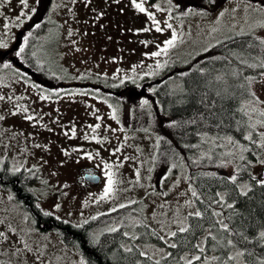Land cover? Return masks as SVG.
Listing matches in <instances>:
<instances>
[{"label": "rangeland", "instance_id": "rangeland-1", "mask_svg": "<svg viewBox=\"0 0 264 264\" xmlns=\"http://www.w3.org/2000/svg\"><path fill=\"white\" fill-rule=\"evenodd\" d=\"M80 1L82 6L73 7L72 0H50L38 14L39 0H27V7L21 0H0V45H6L0 46V52L13 45L16 32L24 22L36 14L43 15L42 20L52 22L54 37L50 39L49 32L30 30L21 35V46L22 41L32 40L34 50L39 53L40 44L50 39L47 51L57 71L53 76L45 69L39 54L33 58L34 53L28 49L23 51L24 58L37 68L39 77L47 80L48 84L42 86L22 78L0 54V169L5 168L11 174L22 170L35 173V169L37 175L39 169L47 172L51 186L48 188L35 179L29 184V191L42 211L74 225L139 202L150 229L164 244L139 242L138 246L144 255L159 260L173 244L172 233L185 229L189 216L199 212L189 177L190 168L234 176L235 167L228 155L247 147L249 136L220 142L223 150L213 157L200 156L208 157L203 162H199L200 157L188 161L171 138L173 121L161 110L163 104L155 98L154 91L144 99L122 96L115 103L101 94L97 85H117L124 80L139 85L146 80L153 86L159 78L174 84L178 81L175 72L203 68L201 64L206 65L207 59L213 56L205 53L232 36L255 34L264 41V27H261L264 3L261 0H224L220 7L209 10L199 4L192 7L186 0H160L157 9L145 6L146 11L140 12L128 0L115 14L122 19L134 13L142 18V25H131L133 35L128 45L116 40L113 27L102 18L112 13L108 0ZM70 10L84 16L83 29L78 19L70 25ZM153 19L159 23L161 31H156ZM169 24L171 28L167 27ZM173 33L177 37L175 45L166 53L153 56L152 53L166 47ZM126 48L138 49V55L126 59L121 55ZM14 55L18 59L20 52L15 51ZM167 66L172 68L161 72ZM96 73L102 75L96 77ZM61 82L66 86L73 82H90L92 87L82 91L66 88L64 92ZM96 91L100 94H94ZM149 91L150 85H147ZM253 93L264 101V75L260 74L249 83L248 95L242 99L249 113L250 126L257 128L255 142L261 148L252 163V174L262 179L264 103H254ZM60 94L59 98H52ZM166 138L169 139L168 147L163 145ZM173 150H176L175 161L165 155ZM82 160L96 167L103 179V188L95 197L82 201L74 197L77 194L74 191L73 196L62 199V208H56L50 201L49 189H58L61 178ZM109 174L115 183L113 191L105 196ZM241 188L245 191L248 184L241 183ZM134 223L135 220L130 225ZM121 224H125L122 218L104 230L116 229ZM100 232L93 231L96 236ZM198 246L202 255H185L187 263L199 256L195 264H214L217 256L206 251L205 235L199 238ZM0 263L84 264V259L78 247L66 244L57 233L41 231L13 190L0 184ZM234 264L245 263L236 256Z\"/></svg>", "mask_w": 264, "mask_h": 264}, {"label": "trees", "instance_id": "trees-1", "mask_svg": "<svg viewBox=\"0 0 264 264\" xmlns=\"http://www.w3.org/2000/svg\"><path fill=\"white\" fill-rule=\"evenodd\" d=\"M186 1L192 7L199 4L212 10L220 7L224 0ZM49 3L50 0H39L37 13L40 14ZM38 14L31 22L38 18ZM261 41L248 33L232 36L205 53L213 56L207 59L202 69L190 68L180 72L176 75V83L166 82L155 92L163 104L161 110L173 121L171 138L188 161L203 155L213 157L223 150L220 142L249 136L247 147L228 155L235 167L232 176L235 180L215 170L190 168L200 215L189 216L186 230L173 236L168 253L159 260L144 255L138 246L139 242L164 244L150 229L139 202L74 225L42 211L37 205L36 197L28 189L31 181L36 179V171L22 170L11 174L1 168L0 184L13 190L41 231H53L66 244L78 247L84 264H189L185 255L201 252L198 241L204 235L206 251L217 256L214 264H234V259L229 258H235L241 252L243 255L239 257L245 264H264V238L260 237L264 232V178L257 179L252 174V163L261 148L255 142L257 128L250 126L247 107L242 104V99L248 95L249 78L256 79L264 73V67H261L264 43ZM49 44V39L41 43L38 54L44 58L45 69L51 72L54 66L47 51ZM27 47L29 41L24 51ZM29 65L35 70L32 63ZM168 141V138L163 140L164 147H168ZM165 155L176 160V150ZM208 157L198 160L203 162ZM241 183L248 184L245 191H242ZM121 218L124 225L104 230ZM133 220L135 223L130 225ZM95 229L101 231L97 236L93 233ZM136 234V237L132 236ZM198 261L194 259L190 264Z\"/></svg>", "mask_w": 264, "mask_h": 264}, {"label": "flooded vegetation", "instance_id": "flooded-vegetation-1", "mask_svg": "<svg viewBox=\"0 0 264 264\" xmlns=\"http://www.w3.org/2000/svg\"><path fill=\"white\" fill-rule=\"evenodd\" d=\"M87 2H92L94 0H86ZM112 13L108 16H103L106 23L113 27L114 31L117 34L116 40H122L123 42L127 43L129 45L131 38L130 36L133 35V31L130 29L131 25L138 24L142 25V18L138 14H128L123 19L119 18L115 12L119 7L127 5L128 0H108ZM131 3H133V0H129ZM160 0H136L137 3H143L144 7L148 6L149 8H158L159 6L158 2ZM72 6L73 7H79L82 6V2L80 0H72ZM155 10V9H154ZM171 11H169L170 13ZM69 19H70V25L73 26V21L78 19V23L83 29L85 27V18L84 16L78 15V13H75L73 10H70L68 13ZM43 15H39L36 20L33 22H24L20 28L25 29V32L23 34L26 35L27 31L29 30H36V29H43L47 32H49L50 38L52 39L54 37V32L51 34L53 26L52 22L49 20H42ZM30 18H28L29 20ZM30 23V24H29ZM29 24V27H28ZM39 24L40 27H36V25ZM17 38V37H16ZM23 46L19 45L18 51L20 52L21 48H24L25 42L22 41ZM13 55V52L10 50L7 51V54H3L2 58H7L11 62V67L15 68L19 75L22 76L26 80L30 79L33 80L36 84H40L42 86H46L48 84L47 80H42L39 77L38 72H31L27 70L26 67V59L22 55V52H20L19 58L16 59L21 64H19L14 57H11ZM122 56L126 57V59L135 58L136 55H138V49L134 50L132 48H126L124 50V53L121 54ZM17 62L18 65H14V63ZM52 64L54 68L52 70H56V64L54 61H52ZM57 71H51L53 76H56ZM162 72V71H161ZM96 77H99L102 75V73H96ZM112 77L111 75H108V78ZM41 79V80H40ZM27 81V80H26ZM38 81V82H37ZM141 81V79H140ZM138 81V82H140ZM151 81L143 80L139 85H132V82H129L128 80L122 81L121 84L113 85L110 84V86H100L97 85L98 89L102 91L101 94L106 95L109 97L113 102L117 103L118 98H121L122 96H134L138 100L144 99L147 95H149L152 91L156 92L159 87H162L166 85L165 80H161L160 78L157 79V82L155 85L151 86ZM58 84H60L58 82ZM53 86L56 85V83H52ZM61 85L63 88H69L74 91V89H77L78 91H82L83 89H87L88 87H92L90 85V82H73L70 83L69 86H65L67 84L61 82ZM147 85H150V91L147 92ZM77 87V88H72ZM109 87V88H108ZM64 89V90H65ZM66 91V90H65ZM95 91V90H94ZM70 92V91H67ZM67 94V93H66ZM99 95L100 92L94 93ZM61 96H52L53 99L59 98ZM67 174V173H66ZM36 179L39 181V183L45 185L48 188L51 186L50 182L48 181V173L45 171H42L39 169V173L36 177ZM104 186L103 179L101 175L96 170V167L91 165L88 161H83L81 163L75 164L71 169L68 170V174L66 177L61 178L60 185L58 189H49V198L50 201L54 204V206L58 209L62 208L61 202L62 199L67 196L71 195L73 196L74 191L77 193L74 195V197L78 201H82L85 199H90L92 197H95L99 194L101 189ZM82 213H88L84 210H81ZM72 217H74L71 212H68Z\"/></svg>", "mask_w": 264, "mask_h": 264}, {"label": "snow or ice", "instance_id": "snow-or-ice-1", "mask_svg": "<svg viewBox=\"0 0 264 264\" xmlns=\"http://www.w3.org/2000/svg\"><path fill=\"white\" fill-rule=\"evenodd\" d=\"M261 2L264 3V0H261ZM21 4L24 5L25 7H27V0H21ZM133 4H134L135 8L138 9L140 12H145L146 11V9H145V7H144L142 2L141 3H137L136 0H133ZM33 11H35V9H33ZM21 15H24V14L21 13ZM149 15H150V18H151V14H149ZM153 23L157 25L156 31L157 32L161 31V28L159 27V23L157 21H155L154 19H153ZM36 27L38 28V27H40V25L37 24ZM167 27L171 28L172 26L169 24V25H167ZM261 27H264V24H262ZM147 30L148 29H145V31H147ZM29 35H31V33H29ZM176 39H177L176 34L173 33L172 38L166 42V47L160 49L157 52L152 53V55L153 56H160L162 53H166L168 51V48L173 47L175 45ZM261 43H264V41H261ZM0 46L6 47V45H0ZM23 51H24V49L21 48L20 52H23ZM7 66L8 65H5V67H7ZM261 67H264V62H262ZM262 75H264V73H262ZM253 80H254V78H249V83L251 84L253 82ZM252 96L254 98L253 99L254 103H264V101H260L258 97H255L254 93L252 94ZM143 103L146 105L148 102L145 100ZM0 119H2V117H0ZM29 119H31V117H29ZM97 127H99V125H97ZM106 167H109V166L106 165ZM232 179L235 180V177H232ZM114 183L115 182L112 179L111 174H109L108 186L106 187L105 192H104L105 196L109 195V193H111L113 191ZM193 195H195V193H193ZM196 215L199 216L200 213L197 212ZM224 228L227 229V225H224ZM185 230L186 229H184V228L180 229L181 232H183ZM172 235L175 236L176 233H172ZM260 237L264 238V232L260 233ZM229 243H231V241H229ZM173 247H175V245H173ZM237 255L238 256H242L243 253L242 252L241 253H237ZM196 259L199 260L200 257L197 256ZM229 259H234V258L230 257ZM189 264H190V262H189Z\"/></svg>", "mask_w": 264, "mask_h": 264}, {"label": "water", "instance_id": "water-1", "mask_svg": "<svg viewBox=\"0 0 264 264\" xmlns=\"http://www.w3.org/2000/svg\"><path fill=\"white\" fill-rule=\"evenodd\" d=\"M18 41H19V39H18V37L16 38V41H15V43H14V46L12 47V49L13 50H16L17 48H18ZM3 54H7V51H5V52H3ZM15 64L17 65V62H15Z\"/></svg>", "mask_w": 264, "mask_h": 264}]
</instances>
